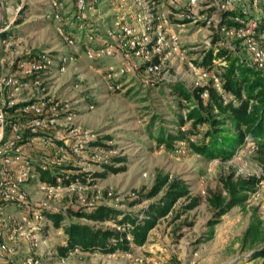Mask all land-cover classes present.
<instances>
[{
    "label": "rangeland",
    "instance_id": "obj_1",
    "mask_svg": "<svg viewBox=\"0 0 264 264\" xmlns=\"http://www.w3.org/2000/svg\"><path fill=\"white\" fill-rule=\"evenodd\" d=\"M50 1L28 0L24 10L5 31L10 38L5 48L0 45V72L8 70L10 75L16 76L20 85L14 94L18 98H42L50 104L58 103L60 114L56 122L42 129L49 138L34 140L28 146L27 153L37 166L45 165L49 171L61 174L107 172V175L105 178L93 176L84 189L65 193L59 201L49 204L66 215L70 207L90 209L97 205H107L125 213L138 212L157 203L166 193L167 188H164L152 199L142 198L153 187L158 174L168 177L169 181H183L188 187V197L199 198V205L187 212L182 209L189 199H178L149 232L145 244L132 248L128 253L131 257L119 253L120 256L114 253L110 258L79 254L65 264H262V259H251L249 252H242L239 241L253 210L264 222V183L249 194L244 207H234L225 214L214 226L211 236L207 227L214 219L207 197L221 190L220 178L229 174L245 178L259 173L248 152L243 150L228 162L206 161L185 146L175 144L168 150L155 139L159 131L175 134L177 115L184 114V106L170 90L169 83L179 81L189 88L196 81L205 84L215 71L219 72L220 67L226 65L225 60L215 59L213 70L198 76V69L203 71V68L197 63L204 52L213 47L214 23L197 25L186 15L176 14L175 21L181 26L176 29L180 40L188 47L186 59L165 61L158 79L146 84L144 73H121L118 57L113 62L110 58L90 60L85 56L83 46L89 45V28L99 32L114 26L117 18L123 17L111 1L101 0L95 13H86L89 21L83 32L78 28L82 19H77L71 0H58L62 2L60 21L46 17ZM13 3L15 1L10 0V4ZM246 15L264 19V6L259 4L257 9L249 6ZM58 28L74 43L64 42ZM255 38L264 48V32ZM239 42L227 39L240 57L248 60L250 53ZM42 54L52 60L48 71L37 77L23 78L20 62ZM1 57L5 58L2 63ZM76 130L89 131L94 140L86 143L85 148L74 150ZM96 141L110 149L97 147ZM106 167L124 170L111 173ZM25 189L36 205L46 202L36 191V185H28ZM138 200L140 205L129 208L130 203ZM14 212L15 208L10 207L5 215ZM67 218V222L87 224L95 229L109 226ZM62 237L61 231L50 226L48 234L44 235L46 244L38 252L50 250L61 243ZM42 258L43 264H59L56 258L51 262L44 255Z\"/></svg>",
    "mask_w": 264,
    "mask_h": 264
},
{
    "label": "built area",
    "instance_id": "obj_2",
    "mask_svg": "<svg viewBox=\"0 0 264 264\" xmlns=\"http://www.w3.org/2000/svg\"><path fill=\"white\" fill-rule=\"evenodd\" d=\"M0 0V45L5 48L9 44V33L13 21L24 10L28 0ZM83 32L87 24L86 13L97 11L101 0H71ZM123 13L117 18L114 26L95 32L93 27L87 33L89 45L84 47V53L90 60L110 58L115 62L118 57L121 73H144V83L150 84L158 79L165 61H183L186 59L188 47L180 40L176 28L180 23L175 21V15L181 13L193 19V23H214L215 32L221 38L218 44H225L231 49L235 46L227 43L228 38L245 45L250 53L248 64L264 72V48L256 40L262 18L249 17L248 7L264 6V0H109ZM62 2L51 0L46 17L56 21L61 20L60 7ZM242 11L246 18L233 17L239 23L236 26H226L223 23V13L227 10ZM191 16V17H190ZM86 28V26H85ZM64 42L73 44L65 32L58 28ZM214 35V34H213ZM93 44V45H92ZM240 56V55H239ZM4 57H1L4 61ZM65 62L66 59L62 58ZM215 61V60H213ZM52 60L42 54L20 62L19 67L24 73L23 78L37 77L39 73L48 71ZM207 72L198 69V76ZM37 80V79H35ZM215 86L218 79L212 77ZM35 82V81H34ZM18 79L10 75V71L0 72V264H43V255L48 262L56 258L59 264H65L75 255L84 254L78 248L69 250L64 256H59L50 250L38 252L46 244L44 235L48 234L50 224L42 213V209L59 210L49 204L59 201L65 193L84 189L81 184L64 185L62 178L57 176L54 183L40 180L39 171L31 156L27 153L29 144L34 140H47L42 129L56 122L60 114L58 103H48L49 100L20 99L14 94L19 89ZM201 85L199 81L195 87ZM26 136L24 137V135ZM94 140V135L87 130H76L73 133L74 150L85 148V144ZM40 171H48L45 165H38ZM90 180V179H89ZM88 181V180H87ZM36 185V191L41 193L46 202L36 205L29 197L25 187ZM14 207L15 212L5 215V211ZM108 225V224H106ZM112 227H114L112 225ZM120 230L119 227H116ZM127 239L130 240L129 236ZM89 255V254H86ZM110 258L114 254L102 255Z\"/></svg>",
    "mask_w": 264,
    "mask_h": 264
},
{
    "label": "trees",
    "instance_id": "obj_3",
    "mask_svg": "<svg viewBox=\"0 0 264 264\" xmlns=\"http://www.w3.org/2000/svg\"><path fill=\"white\" fill-rule=\"evenodd\" d=\"M233 17L246 18L242 11L231 9L223 13L225 19L222 24L228 27L238 25L231 19ZM263 32L264 19L260 21L257 35ZM220 38L219 33H214L213 47L206 50L197 63L204 71L210 72L215 67L213 60L226 61L219 72H214L219 86H215L212 79L191 88L183 82H170V90L184 106V114L181 112L177 115L175 134L159 131L155 138L158 145L165 146L168 150L175 144L185 146L206 161L228 162L245 150L259 169L257 175L245 178H235L232 174L221 177V190L209 193L207 205L214 211V219L207 223L210 236L214 226L225 214L234 207H244L249 194L264 183V72L244 61L236 49L218 44ZM94 145L110 149L98 141ZM37 169L40 180L49 184L54 183L57 176L62 178L64 185H86L87 180L94 178L93 176L105 178L107 175V172L94 175L51 174L40 171L38 166ZM123 170L106 167V171L111 173ZM164 188L167 191L157 203L138 212L125 213L107 205H97L90 209L70 207L68 215L61 210L42 209L50 226L63 235L61 243L55 244L52 251L59 256H64L74 248L89 255L131 253L133 247L145 244L149 232L155 228L160 218L167 215L178 199H189L182 212L193 210L199 205L198 197H188V187L183 181H169L168 177L160 174L156 176L153 187L142 198L152 199ZM140 204V200L135 201L129 204V208ZM67 216L109 226L95 229L87 224L67 222ZM45 230H48L47 227L44 232ZM239 248L242 252H249L251 259H262L264 264V222L256 210L252 211L248 226L240 237Z\"/></svg>",
    "mask_w": 264,
    "mask_h": 264
},
{
    "label": "crops",
    "instance_id": "obj_4",
    "mask_svg": "<svg viewBox=\"0 0 264 264\" xmlns=\"http://www.w3.org/2000/svg\"><path fill=\"white\" fill-rule=\"evenodd\" d=\"M31 158H32V157H31ZM117 254H118V253H117ZM119 254H121V256H122V255H125V254H122V253H119ZM119 254H118V255H119ZM118 255H117V256H118ZM130 255H131V254H127V257H131ZM119 256H120V255H119Z\"/></svg>",
    "mask_w": 264,
    "mask_h": 264
}]
</instances>
